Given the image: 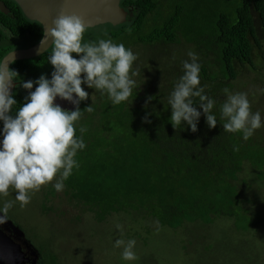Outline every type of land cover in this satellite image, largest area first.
I'll return each mask as SVG.
<instances>
[{
  "label": "trees",
  "instance_id": "16d2710c",
  "mask_svg": "<svg viewBox=\"0 0 264 264\" xmlns=\"http://www.w3.org/2000/svg\"><path fill=\"white\" fill-rule=\"evenodd\" d=\"M8 1L10 13L0 11L7 19L0 24V61L16 48L13 38L31 37L37 42L43 35L39 22L28 19L14 0ZM121 5L133 7L128 20L118 26L89 28L85 42L110 38L137 56L140 47L157 51L156 62L164 77L162 82H148L155 85L154 93L142 94L138 82L130 100L113 104L106 97L100 106L95 101V110L80 118L76 135L83 137L86 148L75 157L80 167L65 180L70 187L65 191L67 198L83 203V215L96 213L101 220L114 214L133 215L139 222L149 217L179 232L186 222L216 225L220 219H228L233 221L235 232H241L243 247L256 242L257 232L258 240L262 239L264 213L258 208L264 204V139L253 135L244 140L241 132L225 131L220 109L226 99L224 89L234 93L240 75L257 69L255 58L260 54L256 47L264 58V0H213L212 5L192 6L187 0H122ZM101 27L105 30H99ZM183 42L198 55L201 86L216 100L212 110L218 120L215 128L207 125L203 114L196 132L187 125L175 129L170 123L168 99L184 74V62L169 69L167 62L173 53L171 46ZM51 50L12 66L23 75L35 74L43 69ZM134 66L145 72L137 60ZM23 75L17 79L22 80ZM14 94L18 101L15 112L28 94L20 88ZM147 114L151 123L144 120ZM108 131L114 139L106 136ZM252 169L258 177V181L251 178L254 183L246 177ZM50 186L53 192V184ZM248 189L256 193L248 196ZM46 203L43 209L51 212ZM247 203L259 207L253 211ZM243 233L249 236L244 238ZM214 243L208 240L201 252L209 251ZM243 247L230 257L215 255V264H264V255L258 252L261 249L245 252ZM49 261L60 264L55 255H49ZM207 262L212 264L213 260Z\"/></svg>",
  "mask_w": 264,
  "mask_h": 264
},
{
  "label": "clouds",
  "instance_id": "9594fccd",
  "mask_svg": "<svg viewBox=\"0 0 264 264\" xmlns=\"http://www.w3.org/2000/svg\"><path fill=\"white\" fill-rule=\"evenodd\" d=\"M52 24L41 41L46 37L51 39L52 50L48 56V63L54 69L51 78L42 74L35 81L22 79L19 83L28 90V95L15 112L18 101L12 89L20 75L5 59L0 62V194L6 196L14 188L15 201L22 206L31 202L30 192L52 182L57 173L60 176L53 187L62 191L64 181L74 168L80 167L75 157L86 144L83 137L76 135V122L83 115L81 102L87 101L90 95L82 85L102 95L107 93L113 104H120L133 96L137 87L134 77L139 75L133 67L138 56L123 43H115L110 38L85 42L87 25L81 16L62 12ZM188 55L191 62L184 61V74L168 99L172 110L170 123L175 129L187 125L196 132L203 114L207 125L215 128L218 120L212 110L216 100L201 86L198 55L192 51ZM224 93L226 99L220 109V118L226 121L223 128L232 133L241 132L243 139L248 140L255 130L264 127V116L260 111H252L246 92L232 93L225 88ZM58 98L71 102L74 110L56 103ZM86 110L93 112L94 108L89 105ZM149 115L144 117L147 123H151ZM15 201H6L0 206V222L6 219ZM121 245H124V260L138 258L134 251L135 239L126 244L124 240H117L116 246Z\"/></svg>",
  "mask_w": 264,
  "mask_h": 264
},
{
  "label": "rangeland",
  "instance_id": "374dc122",
  "mask_svg": "<svg viewBox=\"0 0 264 264\" xmlns=\"http://www.w3.org/2000/svg\"><path fill=\"white\" fill-rule=\"evenodd\" d=\"M187 1L190 6L193 3L213 4V0ZM88 29L86 32H90ZM99 30H105V28L101 27ZM23 41L30 44L35 39L27 37L23 38ZM23 41L17 42L18 45H23ZM261 41L264 42V38H261ZM171 49L173 53L168 58L169 61L167 60L168 69L170 66L181 67V64L186 60L191 61L188 55L190 51L194 52L191 45L183 42L172 45ZM137 52V65L143 66L145 72L134 66V69L139 72V75L134 79L137 83L139 82L142 94L154 93L155 85H149L148 82H162L164 76L159 73L160 63L156 62V57L160 53L145 51L142 47L138 48ZM256 52L260 54L255 58L257 69L247 70L246 73L240 75L239 80L235 81L234 93L246 92L251 102L252 111H260L264 116V58L259 47H256ZM44 60L46 62L43 69L37 70L36 73L38 77L46 74L50 79L54 69L48 63V57ZM82 87H85V90L90 94L89 99L80 104V108L83 110L82 118H85L89 114L86 110L87 106L91 105L95 110V101L100 106L106 97L107 100L110 98L107 93L102 95L100 91L88 89L86 85H82ZM20 91L27 93L21 89ZM80 120L76 122V125H80ZM253 135L264 139V127L255 130ZM106 136L114 139L109 131ZM59 176L60 173H57V177L52 182L41 186L39 191L30 192L31 202L26 206L15 201L16 190L14 188H10L6 196L0 194V206L6 201H15L14 206L6 214V219L14 227H17L16 238L26 243L29 253L37 260L38 264H52L49 261V255L51 257L55 255L60 264H208L209 260H213L212 264H215V255L230 257L236 251H242L243 246L239 241L241 232H235L236 230L231 226L233 221L228 219H220L216 225H204L202 221L186 222L178 232L173 228L160 225L149 217L143 218L139 222L135 221L133 215L114 214L113 217L111 215L104 220L96 218V213L83 215V203L67 198L69 195L65 191L69 186L67 187L65 181L62 191L58 192L54 188L52 192L50 185H54ZM246 177L251 183H254L251 180L252 177L258 181L254 169ZM261 184L264 187V182ZM251 192L252 190L248 189L247 195L251 196ZM255 193L252 192V194ZM45 203L52 208L51 212H45ZM246 206L252 208L253 211L259 207L252 203H247ZM86 208L88 207L86 206ZM258 210L264 213V204ZM78 217L81 221H77ZM117 225L121 227L118 228ZM244 227L245 224H242L241 229ZM263 230L261 231L263 232ZM254 232L256 233V231ZM247 236L249 235L244 234V238ZM260 236L262 239L258 240L259 233L257 232L255 243L244 244L245 252H250L252 248L257 251L261 249L258 251L259 255H264V232ZM130 239L136 240L134 251L138 258L126 261L122 258L124 245L117 247L116 241L124 240L126 244ZM208 240L215 242L214 247L207 249L213 254L209 251L201 252ZM41 248H43L42 253H40ZM45 251L47 255L44 254ZM259 258L262 257L259 256Z\"/></svg>",
  "mask_w": 264,
  "mask_h": 264
},
{
  "label": "water",
  "instance_id": "95a60500",
  "mask_svg": "<svg viewBox=\"0 0 264 264\" xmlns=\"http://www.w3.org/2000/svg\"><path fill=\"white\" fill-rule=\"evenodd\" d=\"M22 9L24 15L33 21L39 22L43 27V35L38 42L32 46L13 49L2 59L10 67L19 60L34 59L42 56L51 49V39L44 38V32L49 30L62 12L65 14H76L81 16L87 28L96 27L103 24L118 26L128 20L133 7L125 8L121 5L122 0H14ZM0 11L8 13L9 9L1 2ZM49 47V48H48ZM48 48V49H47ZM1 61V62H2ZM13 93L17 82L14 81ZM36 87V86H35ZM34 87V89H35ZM56 103L61 104L66 109H73L74 105L69 101L57 99ZM13 226V224L10 222ZM14 227V226H13ZM17 232V227H14ZM0 248H5V252L0 249V264H21L18 251L13 244L8 242L0 243Z\"/></svg>",
  "mask_w": 264,
  "mask_h": 264
},
{
  "label": "flooded vegetation",
  "instance_id": "af4514ba",
  "mask_svg": "<svg viewBox=\"0 0 264 264\" xmlns=\"http://www.w3.org/2000/svg\"><path fill=\"white\" fill-rule=\"evenodd\" d=\"M3 2L7 8L9 9V1L8 0H0V3ZM132 7V6H131ZM2 12V11H1ZM5 13V12H3ZM10 13V9H9V12L8 13H5L6 15H8ZM7 21V19L5 18H2L0 16V24H3ZM14 40V45L16 46L15 49H18V48H24V47H29V46H32L34 44H36L37 42L34 41V42H31L32 44H29V43H25L23 41V38H13ZM20 41H23L24 44L23 45H18L17 42H20ZM2 60V59H1ZM1 62V61H0ZM11 68L14 69V67L11 65ZM20 75H23L22 73L18 72ZM39 77L37 76V73L35 72V74H30V75H23V80L24 81H27V80H33L35 81L36 79H38ZM22 80H19L17 79V85H16V88H20L21 90L23 91H26L28 93V90L24 89L22 87V85L19 83L21 82ZM36 85H34L35 87ZM15 88V89H16ZM34 90V88H33ZM7 220V219H5ZM3 221V222H0V243L2 244V242H8L10 244H13L15 246V248L17 249V251L19 252L18 253V256H19V262L21 264H38L37 260L35 258H33V256H31V254L29 253L28 251V246L26 245V243H23L21 242L20 240H18L16 238L15 235L18 234V232L15 231L14 227L9 223V221ZM25 244V245H24ZM2 249L4 252H5V248H0ZM1 255V254H0Z\"/></svg>",
  "mask_w": 264,
  "mask_h": 264
}]
</instances>
